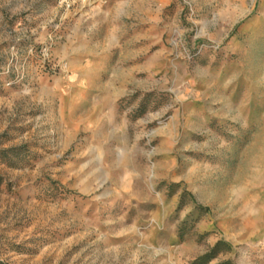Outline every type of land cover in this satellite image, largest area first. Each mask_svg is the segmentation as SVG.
<instances>
[{
	"label": "rangeland",
	"instance_id": "1",
	"mask_svg": "<svg viewBox=\"0 0 264 264\" xmlns=\"http://www.w3.org/2000/svg\"><path fill=\"white\" fill-rule=\"evenodd\" d=\"M219 240L264 264V0H0V264Z\"/></svg>",
	"mask_w": 264,
	"mask_h": 264
},
{
	"label": "trees",
	"instance_id": "2",
	"mask_svg": "<svg viewBox=\"0 0 264 264\" xmlns=\"http://www.w3.org/2000/svg\"><path fill=\"white\" fill-rule=\"evenodd\" d=\"M221 247H224L223 250H220ZM221 251H229V248L227 244H225L223 241L219 240L216 242V244L213 246L210 252L194 259L191 264H209L210 261L215 258L219 252ZM229 262H225V264H228Z\"/></svg>",
	"mask_w": 264,
	"mask_h": 264
}]
</instances>
